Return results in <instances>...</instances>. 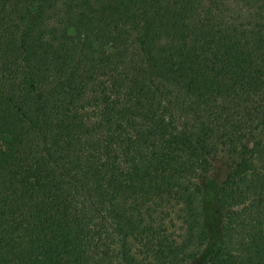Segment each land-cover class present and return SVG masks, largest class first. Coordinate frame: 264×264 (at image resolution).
<instances>
[{"label":"trees","instance_id":"16d2710c","mask_svg":"<svg viewBox=\"0 0 264 264\" xmlns=\"http://www.w3.org/2000/svg\"><path fill=\"white\" fill-rule=\"evenodd\" d=\"M0 264H264V0H0Z\"/></svg>","mask_w":264,"mask_h":264}]
</instances>
